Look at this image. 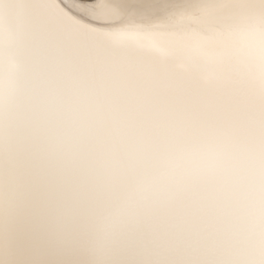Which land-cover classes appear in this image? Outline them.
<instances>
[{
    "label": "snow or ice",
    "instance_id": "obj_1",
    "mask_svg": "<svg viewBox=\"0 0 264 264\" xmlns=\"http://www.w3.org/2000/svg\"><path fill=\"white\" fill-rule=\"evenodd\" d=\"M0 264H264V0H0Z\"/></svg>",
    "mask_w": 264,
    "mask_h": 264
},
{
    "label": "water",
    "instance_id": "obj_2",
    "mask_svg": "<svg viewBox=\"0 0 264 264\" xmlns=\"http://www.w3.org/2000/svg\"><path fill=\"white\" fill-rule=\"evenodd\" d=\"M94 3L103 6V0H94Z\"/></svg>",
    "mask_w": 264,
    "mask_h": 264
}]
</instances>
